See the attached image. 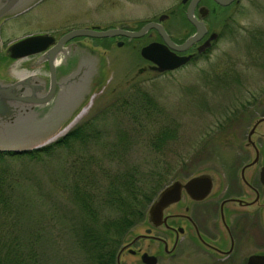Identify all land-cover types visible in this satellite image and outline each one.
Returning a JSON list of instances; mask_svg holds the SVG:
<instances>
[{"label": "rangeland", "instance_id": "374dc122", "mask_svg": "<svg viewBox=\"0 0 264 264\" xmlns=\"http://www.w3.org/2000/svg\"><path fill=\"white\" fill-rule=\"evenodd\" d=\"M170 1L40 0L26 11L0 18V79L13 80L14 69L24 71L43 64L36 54L8 57L6 45L13 39L41 32L56 36L75 27L134 24L137 19L139 24L144 18H154L167 7L163 3ZM259 30L260 41L256 42L254 33L258 36ZM117 39L122 43L116 45ZM144 39L79 36L75 42L92 57L97 73L81 81L65 116L58 121L46 119L47 128L30 140L47 143L50 150L0 156V167L13 171L8 180L12 185L10 217L18 219L19 228L35 235L38 253L34 264H81L72 234L80 202L72 193L75 177L84 178L97 192L112 182V176L121 179L122 173L133 171L134 177L147 181L146 176L160 171L164 177L159 188L177 174L211 167L218 174L215 189L234 191L240 165L253 157L252 147L245 142L253 120L264 114V0H240L203 55L174 69L158 72L141 57L138 49ZM75 50L70 49L65 64L75 60ZM64 66L69 70L73 65ZM55 98L48 109L54 107ZM84 106L83 114L67 125ZM76 125L93 127L97 133L85 143L55 144ZM256 125L264 130V122ZM258 146L261 157L245 173L254 175L256 185L264 139L258 140ZM257 241L264 251L263 233Z\"/></svg>", "mask_w": 264, "mask_h": 264}, {"label": "flooded vegetation", "instance_id": "af4514ba", "mask_svg": "<svg viewBox=\"0 0 264 264\" xmlns=\"http://www.w3.org/2000/svg\"><path fill=\"white\" fill-rule=\"evenodd\" d=\"M239 3L240 0H171L163 3L167 7L155 12L154 18H144L139 24L136 23L139 21L137 19L134 24L121 22L114 26L138 29L144 23L152 21L164 30L174 45L197 34L182 48L170 47L177 55H188L184 62L174 67L177 68L203 55L217 38L226 20L231 19ZM257 33L258 36L254 33V39L259 42L260 30ZM59 35L54 36V40ZM140 37L145 39L139 47L150 41H163L158 28L153 25L140 36L127 38ZM60 66L65 67L64 64H58L56 74ZM40 69L47 71V64L41 65ZM64 70L66 69H62V72ZM259 116L264 117V114ZM259 139L263 138L259 136L252 139L258 152L256 162L261 157ZM249 161L240 165L234 191H229L228 188L226 191L216 190L217 169L206 167L213 178L210 177L212 184L204 196L194 198L200 194L193 190L188 193L182 187L178 199L165 206L155 219L147 216L148 203L141 216L120 236L113 252V264H246L248 255L263 254L264 251L259 250L257 235L260 232L264 234V193L258 169V185L252 179L254 175L252 178L248 173L245 175L246 170L249 168L252 171L256 163L248 165ZM262 163L264 159L257 164L258 168ZM243 165H246L242 170L244 178L240 175ZM202 169L205 170L201 168L177 174L172 180L178 179L183 183ZM261 244L264 247V243Z\"/></svg>", "mask_w": 264, "mask_h": 264}, {"label": "water", "instance_id": "95a60500", "mask_svg": "<svg viewBox=\"0 0 264 264\" xmlns=\"http://www.w3.org/2000/svg\"><path fill=\"white\" fill-rule=\"evenodd\" d=\"M33 1L0 0V17L18 12ZM152 25L158 28V33L163 41H150L143 44L139 48L140 56L150 61L156 71L171 69L184 62L188 55H177L171 48L184 47L197 34L189 36L181 44L174 45L169 41L164 30L152 21L144 23L138 29L117 26L106 28L75 27L63 32L55 42H53L52 35L48 33L28 34L11 42L7 47L10 57H23L44 50L38 58L46 61L48 77L47 84H45L46 81L43 77L32 73L24 75V77L18 78L17 76L13 80L4 81L0 79V149L18 153L40 146V143L30 142V140L34 136L38 137L41 131L47 128L44 121L52 117L56 121L62 119L71 107L70 102L76 98L80 91L81 81L84 78L88 80L87 78L92 76L94 71L96 72L92 57H87V52L75 42H68L64 45L63 43L66 40L75 36L106 37L123 35L136 37L143 34ZM120 43L121 41H117L116 45ZM71 48H76L73 51L75 54L73 64H67L70 67L73 65L72 68L56 75L58 64L66 65L64 61ZM77 59L78 63H76ZM55 85L57 86L55 87ZM66 87L68 90L65 92ZM54 96H56V103L53 108L48 109V105L51 99H54ZM37 111H43V113L37 115ZM52 112L55 113L50 114ZM29 115H32V117L29 118ZM263 119L264 117L261 116L256 117L246 133L245 144L250 145L253 149V157L247 163L248 165H253L258 156L257 147L252 139L257 136L264 139V130L258 129L259 126L256 125L259 122H264ZM37 127L41 129L39 133ZM246 165H243L240 169L242 177V170ZM258 176L264 193V163L258 168ZM210 177L213 178L206 168L191 175L183 183L179 182L178 179L167 183L156 193L148 205L147 216L152 219L160 216V212L165 206L178 199L182 187L188 193L193 190L200 194L194 196V198L204 196L212 184ZM246 264H264V253L248 255Z\"/></svg>", "mask_w": 264, "mask_h": 264}, {"label": "trees", "instance_id": "16d2710c", "mask_svg": "<svg viewBox=\"0 0 264 264\" xmlns=\"http://www.w3.org/2000/svg\"><path fill=\"white\" fill-rule=\"evenodd\" d=\"M96 133L93 127L88 129L87 125H76L54 142L65 146H69L70 140L85 143L89 135ZM50 147L45 144L24 152L34 155L37 151L48 152ZM6 152L11 153L0 150V156ZM12 172L11 169L0 167V264L12 263L14 260L17 264H34L38 253L33 239L35 235L31 230L19 228L18 219L10 217L13 212L9 198L12 185L8 184V180ZM120 177L112 176V182L109 181L103 190L97 192L89 188L84 178L75 177L76 180L72 182V193L75 199H80L77 203L79 216L72 223V234L81 252V264H113V252L120 236L141 216L143 209L160 189L157 187L164 174L158 171L148 175L147 181L134 177L133 171L129 174L124 172ZM83 204L87 206L81 208Z\"/></svg>", "mask_w": 264, "mask_h": 264}, {"label": "bare ground", "instance_id": "6f19581e", "mask_svg": "<svg viewBox=\"0 0 264 264\" xmlns=\"http://www.w3.org/2000/svg\"><path fill=\"white\" fill-rule=\"evenodd\" d=\"M16 66V65H15ZM22 69V68H21ZM13 73H15L16 75H18L19 77H24V75H27L29 73H32L30 70L26 69V70H20L18 68H16V70H13ZM33 74V73H32ZM86 106H84L79 112L78 114L70 121V123L68 125H70L72 122H74L81 114H83V112L85 111ZM85 114V113H84Z\"/></svg>", "mask_w": 264, "mask_h": 264}]
</instances>
